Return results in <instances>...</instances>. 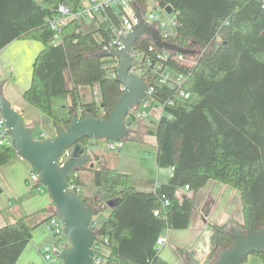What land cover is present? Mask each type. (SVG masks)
Wrapping results in <instances>:
<instances>
[{"label": "trees", "instance_id": "16d2710c", "mask_svg": "<svg viewBox=\"0 0 264 264\" xmlns=\"http://www.w3.org/2000/svg\"><path fill=\"white\" fill-rule=\"evenodd\" d=\"M153 1L157 7L173 8L175 33L169 39L199 52L187 55L195 61L188 65L157 58L159 49L148 37L134 44L143 61H150L149 67L160 61L186 76L180 86H155L151 97L164 104L159 119L135 131L130 128L128 138L140 141V133L155 136L156 165L174 170L167 182L142 191L132 185L130 174L116 168H84L102 192V198L89 201L99 211L112 203L107 218L94 227L98 243L108 250L102 254L104 264H172L160 255L156 240L166 230L189 226L195 196L209 180L239 192L243 223L237 226L245 232L264 226V0ZM63 3L72 16L58 22L59 42L54 44L49 20ZM83 10L82 0H0V50L15 39L42 43L22 96L56 128L75 112L107 116L123 92L115 78L118 61L101 55L112 42L123 10L104 6L105 19L96 24L84 22ZM94 84L100 87L99 104L81 102L79 87ZM64 95L71 99L67 119L52 114V98ZM15 155L12 146L0 145V165ZM186 185L192 195L178 198L176 191ZM44 221L31 224L23 216L0 227V264H16L33 230ZM230 224L236 223L211 224L204 262L231 243L224 231ZM177 252L182 257L190 253L184 248ZM254 254L264 264V251Z\"/></svg>", "mask_w": 264, "mask_h": 264}, {"label": "water", "instance_id": "95a60500", "mask_svg": "<svg viewBox=\"0 0 264 264\" xmlns=\"http://www.w3.org/2000/svg\"><path fill=\"white\" fill-rule=\"evenodd\" d=\"M133 8L135 23L120 36V46L101 52V55L116 58L115 78L123 85V92L116 98L107 116L93 115L89 111L81 116L75 112L68 123L56 128L53 136L39 139L34 137L33 128L25 124L21 113L0 92V114L9 129L12 147L38 174V181L46 189L54 207L53 215L62 225L67 245L55 252L62 264L93 262V244L98 234L92 217L99 212V208L86 202L76 191L68 189L67 176L86 166L94 167V160L80 143L83 138L92 141H124L129 138L126 116L140 104L148 90L147 82L133 70L135 42L141 37H148L160 50L182 55L199 52L164 38L158 27L145 18L144 9L137 3L133 4ZM165 10L167 13L174 12L171 5H167ZM68 148H72L70 155L59 164L58 157ZM108 204L111 206L112 203ZM224 231L231 235L232 241L227 247L219 249L213 259L202 263L189 253L185 255V263L242 264L249 254L264 251V226L245 232L236 224H230Z\"/></svg>", "mask_w": 264, "mask_h": 264}, {"label": "crops", "instance_id": "0c3cea01", "mask_svg": "<svg viewBox=\"0 0 264 264\" xmlns=\"http://www.w3.org/2000/svg\"><path fill=\"white\" fill-rule=\"evenodd\" d=\"M106 1L88 0L87 3H84L82 0V4L85 10L91 11L94 4L99 5ZM151 1L153 2V7H155V2ZM130 2L132 6L134 3H137L145 10L147 0H145L144 4H139L138 0H130ZM95 13H99L101 18L99 19ZM173 15L175 14L173 13ZM83 16L91 18L89 21L84 20L85 23L96 24L97 21L105 19V14L101 9ZM41 48L42 43L40 41L15 39L0 50V92L11 102L12 107L21 113L25 124L31 126L33 130L37 122L32 117L30 118L28 104L17 100V97L8 89V83L12 82L13 79L20 80L21 88L24 90L28 88L30 85L29 80L26 78L30 69L28 64L34 60ZM66 81L67 86L70 87L71 81L68 73H66ZM97 86L100 94V87L98 84ZM63 97H66V104L69 106L70 96L64 95ZM68 117L69 115L64 117V119ZM48 124L56 129L51 119H49ZM131 130H138V127L132 125ZM43 135L41 134L35 138L40 139L53 136ZM140 137V141L126 139L128 142H124L115 155L104 152L105 148L103 147L102 140L91 142L94 167H111L128 173L131 175L132 185L142 191L153 190L158 184L167 182L169 179L168 173L165 169L158 168L156 165V137L145 133H140ZM146 152L154 155L153 160L145 156ZM30 169L29 164L18 155L0 165V227L23 216H28L31 224H37L53 214L54 207L46 191L38 190L36 187L28 184L27 178ZM82 170H84L87 176L84 178L85 180L78 177L79 189L91 188L92 186L90 185H93L92 172L87 169ZM176 195L178 198H181L185 195L191 196L192 192L184 187L179 188L176 191ZM84 198H102V192L97 187L90 190L86 189ZM237 202L240 205L239 210L241 212V216L239 217L236 211ZM105 209L109 212L111 210L110 206H107ZM229 220H233L236 225L243 223L239 192L218 181H207L195 196L189 226L184 229L174 230V233H170L172 229H169L166 233V244L171 242L174 246L168 248L170 245L167 246L165 244L160 249V255L172 264H186L185 257H182L177 252V248H184L203 263L210 249L211 224H224ZM50 240V233L42 225L36 227L16 264H38L41 259L40 250ZM256 257L249 260L248 264H262L261 258L257 255Z\"/></svg>", "mask_w": 264, "mask_h": 264}, {"label": "built area", "instance_id": "2783aa9c", "mask_svg": "<svg viewBox=\"0 0 264 264\" xmlns=\"http://www.w3.org/2000/svg\"><path fill=\"white\" fill-rule=\"evenodd\" d=\"M114 3H117V6L122 11L120 16V24L114 30L112 42L110 46L105 49L115 48L120 46V36L126 34L134 25L135 17H134V8L130 2V0H107L104 3L99 5L94 4L91 8V11L83 10L81 15L91 14L92 11L103 10L104 6H113ZM114 7V6H113ZM174 13V12H173ZM165 8H160L155 5L154 12H146L145 18L152 24L156 25L160 30L162 36L166 39H169L170 36H173L175 33V17L173 20H170L171 28L166 27V23L162 21V16H168ZM175 14V13H174ZM72 16V12L69 10L66 4H60L57 9V15L49 20L50 26L53 30H55L53 43L59 42V27L58 22L64 21L65 19ZM175 16V15H174ZM170 40V39H169ZM154 47V46H153ZM139 56V57H138ZM157 58L167 60L171 58L172 60L180 63V64H193L195 61L192 57H187V55H182L179 53H172L165 50H160L157 52ZM151 65L149 60L143 61L142 55L138 51H134V65L133 70L137 74H139L144 81L148 84L147 95L141 100L140 104L136 106L133 110H131L126 116V123L128 125L138 120L141 117L146 115L144 110H141L143 107H147L150 104V99H152L151 94L155 88V86H180L186 79V76L177 72L174 69L163 65L162 62H157L153 67H149ZM180 96H184V92L182 90L179 91ZM161 105V113L163 111L164 104ZM160 113V115H161ZM130 127V126H128ZM103 142V147L107 150H119L122 146V141L101 139ZM96 141V140H94ZM92 140H88L86 143H82L84 151L87 152L92 160H94V156L91 150V142ZM0 145L12 146L11 136L9 134V129L5 124L4 118L0 114ZM72 148L65 149L64 152L58 157V163L62 164L64 160L68 158L70 155ZM168 175L172 174L174 167L171 166L165 169ZM28 184L36 187L38 190H45V188L40 185L38 181V174L31 168L27 178ZM67 188L70 190H74L78 193L79 185H78V172L73 171L71 174L67 176ZM188 189V186H185ZM42 227L47 230L51 235V240L47 242L40 250L42 258L45 264H62L61 259H59L55 252L60 251L63 247L67 245L65 241V237L62 231V225L59 220L52 214L46 219L42 224ZM168 230L164 231L156 240V245L158 249H161L164 244L167 242L166 233ZM106 240V239H105ZM94 248V257L92 264H104L105 258L100 253L101 244L98 243V239L93 244Z\"/></svg>", "mask_w": 264, "mask_h": 264}, {"label": "rangeland", "instance_id": "374dc122", "mask_svg": "<svg viewBox=\"0 0 264 264\" xmlns=\"http://www.w3.org/2000/svg\"><path fill=\"white\" fill-rule=\"evenodd\" d=\"M83 2L87 3L88 0H83ZM113 6L115 8H117V9L119 8L117 6V3H114ZM145 10H146V12H150V11L154 12L153 2L151 0H147L146 6H145ZM95 15L99 19L101 18L99 13H95ZM167 15L168 16H162V21L166 23V27L171 28L170 20H173L175 16L173 15V12L172 13H168ZM82 18H84L85 21L86 20H88V21L91 20V18H87V16L86 17H82ZM32 63H33V61L28 64L30 69H29V73L26 76V78L29 80V83H30V80H31ZM8 86H9L8 89L10 90L11 93H13V95H15L17 97L18 101L26 102L23 99V96H22V93H23L24 89L21 88L20 80L13 79L12 82L8 83ZM96 86H97V84H94V86L93 85L80 86V90H79L80 97H79V99L82 102H89V101L94 100L97 104H99L100 94H99V89L97 88L98 86L97 87ZM5 91H6V89H5ZM66 103H67L66 102V97L58 96V97L52 98V104H51L52 105V114L54 116L58 117V118L67 117L69 115V112H68L69 111V109H68L69 106ZM26 104H28V103L26 102ZM69 104H71V99H70V103ZM27 106L29 107V110H30L29 111L30 118L32 117L34 119V121L37 122V124L35 125V128H34V137H39L41 134H44L43 136L53 135V133H55L56 129H54L53 127L49 126V124H48L49 119H51V118L47 114H45L42 111H40L39 109H37V108H35V107H33V106L29 105V104ZM141 110H144L146 115L144 117L139 118L137 123L133 124V125L137 126L138 129H140L141 125H143L144 123H149L150 121H152V123H155L159 119L160 113H161V105H160V103L154 101L153 99H150L149 106L143 107V108H141ZM131 126L129 128H131ZM124 142H128V140L122 141V144ZM116 151L117 150L104 149L105 153H111L113 155L116 154ZM145 156H148L152 160L154 158V155L152 153H149V152H146ZM77 172H78L79 179L83 180L84 178H86L87 174L84 172V170H78ZM90 186H92L91 188L95 189L94 185H90ZM91 188L90 187L81 188V189H79L78 194L80 196H82V198H84L86 189L90 190ZM45 191H46V189H45ZM46 193H47V191H46ZM90 199H93V198H87L88 202H90L89 201ZM237 204L238 205H237V210L236 211H237V216L239 217V216H241V212L239 210L240 205H239L238 202H237ZM108 214H109V211H107V209H103V210L99 211L98 213L94 214L93 217H92V222H93L94 227L95 228L99 227L102 224V222L107 218ZM174 230H177V229L170 230V233H172V232L174 233ZM65 241H66V239H65ZM166 245L167 246L170 245L168 248L174 246V244L171 243V242L167 243ZM107 251L108 250H107V248L104 245L101 246V248H100V253L101 254L105 255L107 253ZM254 258H257L256 255L254 253H251V254H249L247 256L246 260L242 264H248L249 260L254 259ZM38 264H45L44 260L42 258V255H41L40 262Z\"/></svg>", "mask_w": 264, "mask_h": 264}, {"label": "flooded vegetation", "instance_id": "af4514ba", "mask_svg": "<svg viewBox=\"0 0 264 264\" xmlns=\"http://www.w3.org/2000/svg\"><path fill=\"white\" fill-rule=\"evenodd\" d=\"M84 141H85V140H81L80 143H83V144H84V143H85ZM94 200H95V199H94Z\"/></svg>", "mask_w": 264, "mask_h": 264}]
</instances>
